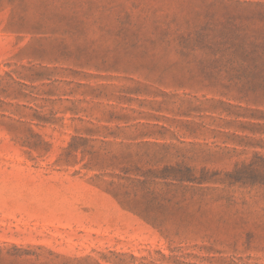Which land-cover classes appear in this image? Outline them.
<instances>
[{"label": "rangeland", "instance_id": "1", "mask_svg": "<svg viewBox=\"0 0 264 264\" xmlns=\"http://www.w3.org/2000/svg\"><path fill=\"white\" fill-rule=\"evenodd\" d=\"M0 264H264V0H0Z\"/></svg>", "mask_w": 264, "mask_h": 264}, {"label": "trees", "instance_id": "2", "mask_svg": "<svg viewBox=\"0 0 264 264\" xmlns=\"http://www.w3.org/2000/svg\"><path fill=\"white\" fill-rule=\"evenodd\" d=\"M182 177H188V176H182ZM180 179H183V178H180Z\"/></svg>", "mask_w": 264, "mask_h": 264}]
</instances>
